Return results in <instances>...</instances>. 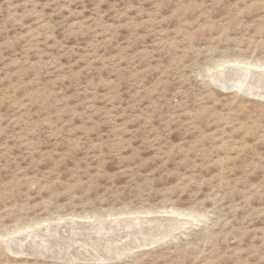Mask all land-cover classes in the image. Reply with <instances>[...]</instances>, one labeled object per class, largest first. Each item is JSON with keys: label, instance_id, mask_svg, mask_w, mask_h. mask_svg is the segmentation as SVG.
Returning a JSON list of instances; mask_svg holds the SVG:
<instances>
[{"label": "rangeland", "instance_id": "rangeland-1", "mask_svg": "<svg viewBox=\"0 0 264 264\" xmlns=\"http://www.w3.org/2000/svg\"><path fill=\"white\" fill-rule=\"evenodd\" d=\"M263 94L264 0H0V264H264Z\"/></svg>", "mask_w": 264, "mask_h": 264}, {"label": "bare ground", "instance_id": "bare-ground-1", "mask_svg": "<svg viewBox=\"0 0 264 264\" xmlns=\"http://www.w3.org/2000/svg\"><path fill=\"white\" fill-rule=\"evenodd\" d=\"M259 66H260V65H259ZM244 71H245V73H247V74H248V73L251 74V75H249V76H250V78L252 79V81H253V79H254V80L256 79V76H257V75H256L255 72H253L254 70H253V71H250L249 69L246 68V69H244ZM256 72H257V71H256ZM232 73H233L232 68H227V69H225V71H224L222 74L225 75V76L223 75L224 78L226 77V78H230V79H231V75H232ZM247 74H246V75H247ZM259 74H260V73H259ZM233 76H234V75H233ZM233 76H232V77H233ZM217 77H218V76H217ZM233 78H235V77H233ZM240 78H241V77H240ZM219 80H220V79H219ZM221 80H222V79H221ZM228 80H229V79H228ZM224 81H226V80H224ZM228 82H229V81H228ZM232 82H233V81H232ZM226 83H227V82H226ZM252 83H253V82H252ZM254 83H255V82H254ZM232 84H234V82H233ZM220 85H221V84H220ZM242 86H243V85H242ZM260 86H261V85H260ZM222 87H224V86H222ZM224 88H225V87H224ZM263 95H264V94H263ZM131 220H132V219H131ZM135 220H136V219H135ZM138 220H139V219H138ZM121 221H122V220H121ZM133 221H134V220H133ZM133 221H132V222H133ZM141 221H142V223H144L143 220H141ZM141 221H140V222H141ZM124 222H125V221H124ZM132 222H131V223H132ZM145 222H146V221H145ZM79 223H80V222H79ZM146 223H147V222H146ZM69 224H70V223H69ZM76 224H78V223H76ZM129 225H132V224H129ZM63 226H64V225H63ZM132 226H133V225H132ZM59 227H60V226H59ZM88 229H89V228H88ZM66 230H67V229H66ZM64 231H65V230H64ZM68 231H69V230H68ZM97 231H98V230H97ZM132 231H133V230H132ZM70 232H71V231H70ZM61 233H62V232H61ZM80 233H81V232H80ZM113 233H114V232H113ZM140 234H141V233H140ZM31 235H32V234H31ZM37 235H38V234H37ZM68 235H69V233H68ZM72 235H73V234H72ZM72 235H71V236H72ZM78 236H79V235H78ZM39 237H40V236H39ZM61 237H62V236H61ZM69 237H70V236H69ZM74 237H75V236H74ZM76 237H77V236H76ZM79 237H80V236H79ZM105 241H106V240H105ZM119 253H120V252H119ZM100 254H102V252H101ZM105 257H106V256H105Z\"/></svg>", "mask_w": 264, "mask_h": 264}]
</instances>
